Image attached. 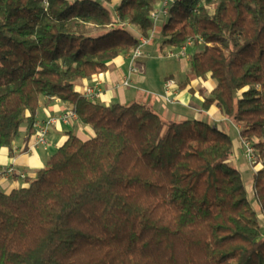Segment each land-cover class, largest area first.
<instances>
[{"label":"trees","instance_id":"obj_1","mask_svg":"<svg viewBox=\"0 0 264 264\" xmlns=\"http://www.w3.org/2000/svg\"><path fill=\"white\" fill-rule=\"evenodd\" d=\"M159 2L0 0V147L21 126L29 146L42 96L93 131L0 189V264H264V0H173L158 29L163 46H200L189 72L214 80L202 108L253 147L252 192L215 120L75 90L152 33Z\"/></svg>","mask_w":264,"mask_h":264},{"label":"crops","instance_id":"obj_2","mask_svg":"<svg viewBox=\"0 0 264 264\" xmlns=\"http://www.w3.org/2000/svg\"><path fill=\"white\" fill-rule=\"evenodd\" d=\"M164 20L165 17H160L156 23L163 24ZM159 28L160 26H154V36H156L155 33L158 32ZM164 47L161 45L160 40L150 41L149 44L143 47L142 55L132 62L127 55H121L109 61L103 72L78 81L75 90L82 93L86 86L98 83L101 93L95 100L104 105L112 103L126 105L132 102L145 103L162 112L169 119L173 116L191 118L194 116L198 118L203 115L208 119L215 120L222 129L230 133L231 125L235 126L236 124L232 121L226 123L215 105L207 110L202 108V102L205 97L209 96L215 82L212 78L196 79L189 72L190 55L170 57L167 54L172 50H169L166 57L178 59L177 64L172 65V72L168 76H164V79L158 81L159 88H152L149 72L161 64L159 53L162 52ZM167 78H172L176 82L171 102H166L162 98L163 84ZM125 80L128 82L126 86L123 85ZM202 90L203 93L201 94ZM65 105L66 103L57 97H40L35 115V124L47 119L49 116L58 115L65 109ZM176 105L179 107H176ZM236 131H239V129H236ZM69 132L84 138L93 135L90 126L81 124L78 121L71 124L58 123L50 126L48 130L47 141L49 146L47 149H43L41 146H33V138L29 146L26 147L25 126H21L11 146L0 147V189L9 192L12 189L27 186V180L33 178L37 170L46 165L51 154L63 143ZM235 147L232 163L243 174L249 173L252 168L247 160L244 164H239V160L242 158L240 151H243L239 135L238 140L235 141ZM10 167L12 168L11 171H9ZM251 185L252 183L247 185L250 191Z\"/></svg>","mask_w":264,"mask_h":264},{"label":"built area","instance_id":"obj_3","mask_svg":"<svg viewBox=\"0 0 264 264\" xmlns=\"http://www.w3.org/2000/svg\"><path fill=\"white\" fill-rule=\"evenodd\" d=\"M172 1L173 0H160V2L157 4L156 8L151 12V18L154 22V26L160 17H166L167 16V14L169 12V6L172 3ZM153 36H154V34L152 31V33L148 37H143V36L139 37V43H138L137 47L130 54L127 55L128 59L131 62L135 58L142 55L143 47L150 43ZM190 44H191V41L188 40L186 42V45L180 47V52L175 54L174 52L171 51V52H168L167 55L170 57L185 56V47L187 45H190ZM132 70H134V69L132 68ZM98 85H99L98 83H95L92 86H86L82 91V95L86 99L95 100L101 93ZM123 85L124 86L128 85L127 80H125L123 82ZM175 86H176V82L172 78H167L164 81V84H163L164 91L162 94V98L166 102L172 101V96H173L172 93H173ZM76 121H78V115H77L75 107L66 103L65 109L61 113H59L56 116H53V115L49 116L47 119H45L39 123H36L34 125L35 134H34L32 145L33 146H41L43 149H47L49 146V143L47 141V133H48L50 126L58 124V123H60V124H71V123L76 122ZM242 142H243V147L245 149V155H246L247 162L250 165V167L252 168V170H255L256 167H253L254 149L249 144V142H246L244 140H242ZM11 170H12V168L10 167L9 171H11Z\"/></svg>","mask_w":264,"mask_h":264},{"label":"rangeland","instance_id":"obj_4","mask_svg":"<svg viewBox=\"0 0 264 264\" xmlns=\"http://www.w3.org/2000/svg\"><path fill=\"white\" fill-rule=\"evenodd\" d=\"M157 25L158 26H162V24H158L156 23L155 26ZM155 35H157V41H159V34L158 32L155 33ZM164 49L162 50L161 53H159V62H161L160 65H157V68H154L152 69L150 72H149V80L152 82V88L156 89V88H159V82L160 80L164 79V76H168L170 72H172L171 68H172V65H176L177 64V60L176 58H167L166 57V54L169 50H172V52H174L175 54L180 52V48L179 47H172V46H167V45H164ZM200 46L196 47L192 44L190 45H187L185 47V54H188V55H193V53L199 48ZM144 51V49H143ZM175 75V74H174ZM203 93V90L201 91V94ZM97 102H99L97 100ZM100 103V102H99ZM127 105V104H126ZM176 107H179L176 105ZM162 114V117H164L165 119H169L168 116H165L162 112H160ZM193 118H195L194 116H192ZM183 118H186L185 116L183 117H177V116H173L172 118L170 119H183ZM199 119H202V120H207V118L205 116H200L198 117ZM231 125V124H229ZM231 131L229 133L230 137L233 139V141H237L238 140V135H239V131H236V129H240V126L239 124L233 126L231 125ZM240 143L242 144V149L243 151H240L242 153V158L239 160V164H244L246 162V155H245V149L243 147V142L242 140L240 139ZM245 156V158H244ZM244 175V178H245V183L246 185H250L252 183V177H253V171H250L249 173H245L243 174ZM252 206L254 207V209H257L258 206H256V204L252 203ZM259 223L260 225L263 227V231H264V223H263V219L259 217Z\"/></svg>","mask_w":264,"mask_h":264}]
</instances>
